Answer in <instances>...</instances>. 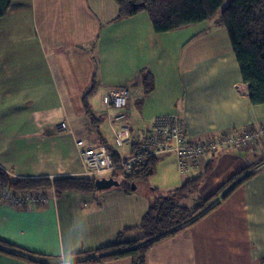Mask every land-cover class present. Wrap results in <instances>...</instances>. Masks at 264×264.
I'll list each match as a JSON object with an SVG mask.
<instances>
[{
    "label": "crops",
    "instance_id": "0c3cea01",
    "mask_svg": "<svg viewBox=\"0 0 264 264\" xmlns=\"http://www.w3.org/2000/svg\"><path fill=\"white\" fill-rule=\"evenodd\" d=\"M9 3L0 18V170L12 179L52 183L54 178L88 177L79 140L94 148L112 146L116 163L119 150L107 120L116 111L105 101L123 88L131 95L127 119L132 131L138 123L139 133L155 116L165 115L184 119L190 141L264 124V105L249 102L228 36L221 31L219 37L213 20L157 34L142 11L117 18L113 0ZM162 46L169 49L166 56L158 55ZM174 49L182 54L173 79ZM147 73L154 82L149 93L141 81ZM94 100L102 109L93 106ZM133 106L146 121L135 119ZM263 149L264 139L251 148L219 149L203 168H194L186 180L200 179L176 199L178 204L208 178L213 179L211 196L240 171L254 166L255 174L192 225L149 247L145 264H264ZM167 157L176 163L174 155L162 156ZM116 173L101 176L120 182L109 189L57 191L51 184L29 192L46 195V204L16 205L11 191H0V264H30L29 257L45 264H83L91 251L111 244L119 233L124 241L142 237L137 225L148 200L161 195L148 181L130 183L120 173L124 182ZM101 264L133 262L124 257Z\"/></svg>",
    "mask_w": 264,
    "mask_h": 264
},
{
    "label": "trees",
    "instance_id": "16d2710c",
    "mask_svg": "<svg viewBox=\"0 0 264 264\" xmlns=\"http://www.w3.org/2000/svg\"><path fill=\"white\" fill-rule=\"evenodd\" d=\"M117 9V18L122 19L136 15L139 11L147 13L152 29L157 34L175 29L192 26L197 23L213 20L215 25L224 26L233 53L235 54L241 82L247 87L248 100L254 106L264 105V0H230L221 10L218 19H214L217 12L227 0H113ZM9 0H0V18H3L10 8ZM144 91H152L154 82L150 73L141 79ZM106 148V147H105ZM109 152L117 159L112 146ZM158 157H146L134 166L131 175L125 179L128 182L145 184L149 177L155 174ZM254 166L231 176L221 184L217 191L200 201L194 209L178 204L177 198L194 189L199 178L186 180L179 188L167 196H152L149 205L137 225L142 231V237L135 241H124L119 233L111 244L101 246L93 254H100L98 258L89 256L83 264H101L102 261L131 258L133 264H145L148 248L164 238H171L199 220L211 209L227 199L240 187L244 181L252 177ZM93 177H61L54 178L52 183L47 178L12 179L0 170V191L38 193L53 184L55 189L91 191L94 190ZM125 189L130 186L123 184ZM220 194V197L218 196ZM217 201L213 202L215 198ZM201 209V210H200ZM204 209V210H202ZM106 252V253H105ZM22 257V256H20ZM30 264H45L36 259L28 258ZM47 264V263H46Z\"/></svg>",
    "mask_w": 264,
    "mask_h": 264
},
{
    "label": "built area",
    "instance_id": "2783aa9c",
    "mask_svg": "<svg viewBox=\"0 0 264 264\" xmlns=\"http://www.w3.org/2000/svg\"><path fill=\"white\" fill-rule=\"evenodd\" d=\"M105 107L115 110L116 113L108 116L109 126L114 135L118 161L114 162V157L108 148L103 146L91 147L84 141H77L83 168L88 176L94 178L109 175L114 171H121L123 175H130L135 165L140 164L146 157H162L174 155L179 172L184 176H189L194 168L204 167L206 158L215 155L219 149L244 148L248 146L253 136L252 130L242 132H226L208 136L202 140H188L184 119L173 115L155 116L149 127L139 133L132 131L129 119H127V105L131 97L130 91L123 88L110 92L106 95ZM65 129L64 123L59 125ZM264 129L261 130V132ZM129 147L130 152L126 155L125 148ZM10 201L16 205L46 204V195H31L26 192L9 193Z\"/></svg>",
    "mask_w": 264,
    "mask_h": 264
},
{
    "label": "rangeland",
    "instance_id": "374dc122",
    "mask_svg": "<svg viewBox=\"0 0 264 264\" xmlns=\"http://www.w3.org/2000/svg\"><path fill=\"white\" fill-rule=\"evenodd\" d=\"M229 1L230 0H227L223 4V6L220 8V10L215 15L214 19H218L219 18L220 13H221V10L224 8V6ZM142 13L143 14H146V16H147V13L145 11H142ZM209 22H201V23H197V24L192 25V26H194L195 28H197L196 27L197 25H203L204 26V25H207ZM212 23H213V21H212ZM216 28L217 29H215V30H218L219 31V37L222 38L221 37V35H222L221 34V31H224V37H225V34H227V31L225 30L224 26L218 25ZM211 36H213V35H211ZM141 49H142V47H141ZM166 51H169V49L166 46H162L161 47V50L158 52V55L159 56L160 55L166 56V54H165ZM181 54L179 52H176L175 49L170 54V57H172L173 60H174L173 61V67H172V69H173L172 70V78L173 79L176 77V73H177L176 64H177V61L180 58ZM169 75H171V74H168L167 77H169ZM166 82H167V84L169 83V81H166ZM101 98L102 97L99 96V98H98L99 102H101ZM99 104L100 103H97L94 100V105H93L94 107H96V108L100 107ZM93 106H92V108H93ZM133 107L136 110V111H134V114L136 115V116H134L135 119L138 120V118H139L141 120V118L143 117L144 118V121H146L147 118L142 113V111L141 110L138 111V108L135 107V106H133ZM137 124L138 123L133 124L134 125L133 131L141 130V128H138V125ZM262 129H264V124H262V126L261 125L260 126H256V127L255 126H249V127L241 128V129H238V130L237 129H234V130H231V131H228V132H233V133L234 132H237L238 133V132H242V131H246V130H252L253 131V133H252L253 136L261 135V136H259L258 139L252 138L250 140V142L248 143L249 144L248 146H250V148H251V147H255V145H259V142H262V139H264V131L261 132ZM210 136H212V135H210ZM203 138H205V137H202V138H199V139L202 140ZM232 149H236V148H232ZM237 150H239V149H237ZM262 151H263V153L262 152L261 153L264 155V149ZM263 159H262V161H263ZM254 161H257V160H254ZM117 172L119 174L116 173V176L118 178L124 180V182H125V179H123L122 178V175L120 174L121 172H119V171H117ZM187 177H189V176H187V175L186 176H183L182 174H180L178 172V168H177V165H176V163L174 161V157H167V158L159 157L158 158V161L156 162V171H155V174L149 177L148 183L156 190L155 191L156 195L165 196L171 190H173L174 188L180 186L181 183L187 179ZM212 180H213L212 178L206 179L202 185H200L199 187H196L197 189L195 191H193V193L191 195L186 194L185 197L181 199L180 204H184L188 208L194 209V207H196L200 203L201 200H205L207 197H209V195H210L209 192H211L210 190L212 188L211 187L212 186ZM218 196L220 197V194ZM219 197L215 198V200L213 202L217 201ZM202 210H204V209H202Z\"/></svg>",
    "mask_w": 264,
    "mask_h": 264
},
{
    "label": "water",
    "instance_id": "95a60500",
    "mask_svg": "<svg viewBox=\"0 0 264 264\" xmlns=\"http://www.w3.org/2000/svg\"><path fill=\"white\" fill-rule=\"evenodd\" d=\"M118 185H120V182L117 181L116 179H113L112 177L109 178L101 177L95 179L94 181L95 191L109 189V187L118 186ZM131 189L133 190V187Z\"/></svg>",
    "mask_w": 264,
    "mask_h": 264
}]
</instances>
